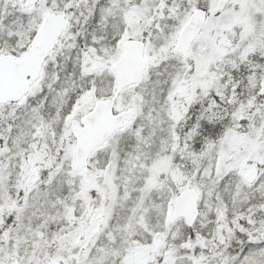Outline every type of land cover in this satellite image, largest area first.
<instances>
[{
	"label": "snow or ice",
	"instance_id": "snow-or-ice-1",
	"mask_svg": "<svg viewBox=\"0 0 264 264\" xmlns=\"http://www.w3.org/2000/svg\"><path fill=\"white\" fill-rule=\"evenodd\" d=\"M0 264H264V0H0Z\"/></svg>",
	"mask_w": 264,
	"mask_h": 264
}]
</instances>
